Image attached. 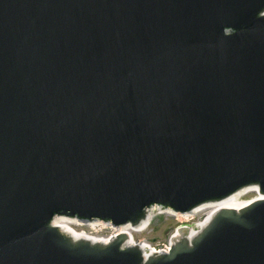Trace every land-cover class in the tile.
I'll use <instances>...</instances> for the list:
<instances>
[{"label": "water", "instance_id": "1", "mask_svg": "<svg viewBox=\"0 0 264 264\" xmlns=\"http://www.w3.org/2000/svg\"><path fill=\"white\" fill-rule=\"evenodd\" d=\"M248 187L146 259L53 225ZM0 264H264V0H0Z\"/></svg>", "mask_w": 264, "mask_h": 264}, {"label": "bare ground", "instance_id": "2", "mask_svg": "<svg viewBox=\"0 0 264 264\" xmlns=\"http://www.w3.org/2000/svg\"><path fill=\"white\" fill-rule=\"evenodd\" d=\"M252 193L256 194V197L254 199L246 201V202L242 201L243 197H246ZM262 198L263 196L257 192L255 187H248L234 194L233 196H231L230 198L222 202L206 204L194 210L193 212L187 213V214H174L171 211L163 212L159 208L154 207L148 212L147 219L143 221L139 226H137L136 228L131 227L130 225L121 226V227H113L115 229L114 234L126 233L128 238H127V243L125 247H135L138 245L141 248L142 252L144 253V258L146 259L159 252L155 247H153L147 242L137 243L135 241L134 234H140V233L147 231L151 227L154 219L157 216L163 215V216H168V217L190 219L201 212L207 213V218L203 222L197 224L192 229H189L186 227L180 228L179 231L176 232V234L171 238V243H172V239L181 237L180 233L183 230V228H186L189 230L187 237L191 238L196 233H198L216 215L218 211L224 209V210H232V211L240 212L241 210L249 207L254 201H257ZM77 221L78 220H72V219H66V218H56L53 225L56 227H59L62 233H64L65 235L73 239L75 242L81 239L91 244L103 243L104 245H107L110 242H112L111 238L92 237V236L87 235L85 232L80 233L74 228V226H80V225H88L93 229H96L98 226L111 228L112 226L110 224H105L100 221H92V222L84 224L82 222H79V221L77 222Z\"/></svg>", "mask_w": 264, "mask_h": 264}, {"label": "rangeland", "instance_id": "3", "mask_svg": "<svg viewBox=\"0 0 264 264\" xmlns=\"http://www.w3.org/2000/svg\"><path fill=\"white\" fill-rule=\"evenodd\" d=\"M256 197L255 193L249 194L243 197L242 201L246 202ZM207 218V213L201 212L190 219L168 217L159 215L157 216L151 227L140 234H134L136 242H147L155 248L168 246L171 242V238L176 234L177 230L186 227L192 229L197 224L203 222ZM74 228L81 232H85L92 237L110 238L114 233L113 227L98 226L96 229L91 228L88 225L74 226Z\"/></svg>", "mask_w": 264, "mask_h": 264}, {"label": "built area", "instance_id": "4", "mask_svg": "<svg viewBox=\"0 0 264 264\" xmlns=\"http://www.w3.org/2000/svg\"><path fill=\"white\" fill-rule=\"evenodd\" d=\"M168 248L167 247H165V250H167Z\"/></svg>", "mask_w": 264, "mask_h": 264}]
</instances>
